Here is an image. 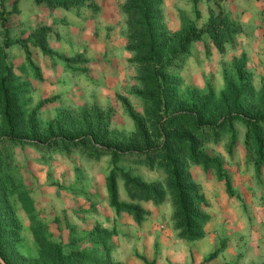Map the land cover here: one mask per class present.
<instances>
[{
  "label": "rangeland",
  "instance_id": "obj_1",
  "mask_svg": "<svg viewBox=\"0 0 264 264\" xmlns=\"http://www.w3.org/2000/svg\"><path fill=\"white\" fill-rule=\"evenodd\" d=\"M189 2L178 14L173 9L175 19L167 21L161 0L162 23L168 33L179 31L189 21L203 29L211 17L217 24L215 36L222 51L205 33L190 43L188 56L178 61V70L171 76L178 82V102L209 91L217 100L224 81H236L238 68L248 77L254 93L260 90L264 76L261 84L253 80L256 71L249 68L250 56L235 38V26L221 15L220 1L213 0V7L207 8L205 23L198 20V0ZM124 4L125 0H79L60 7L36 5L33 0H0V46L6 45L2 59L11 69L14 85L22 89L24 111H36L35 139L6 144L1 158L3 173L17 185L8 199L20 230L8 256L22 262L36 258L39 248L32 228L40 225L44 237L66 255L88 254L99 259L105 245L110 258L120 264H264V228L257 223L255 209L260 203L256 193L264 198L263 163L257 164L255 144L244 143L246 128L238 120L224 122L205 138L193 134L194 151L210 160L207 166L195 164L187 155L182 157L183 172L202 195L203 204L198 207L206 217L201 237L193 241L178 238L166 170L160 165L164 161H144L129 154L112 161L97 143L74 147L62 139L49 145L57 141L50 136L52 123L66 112L91 120L97 116L109 134L128 141L135 128L121 98L151 130L144 103L136 96L143 87L138 81L139 67L130 61L134 52L126 49L130 29ZM175 108L179 105L161 113L159 135H151L152 145L158 146L167 132L190 133L187 125L172 128L163 123ZM114 167L148 186L158 185L164 195L160 204L130 201L120 174L115 172L118 201L138 205L143 212L139 222L109 205L106 177ZM18 192L30 202L24 197L26 202L18 200ZM144 223L147 230H141ZM102 230L110 235H99ZM119 246H124L120 256L115 250Z\"/></svg>",
  "mask_w": 264,
  "mask_h": 264
},
{
  "label": "trees",
  "instance_id": "obj_2",
  "mask_svg": "<svg viewBox=\"0 0 264 264\" xmlns=\"http://www.w3.org/2000/svg\"><path fill=\"white\" fill-rule=\"evenodd\" d=\"M78 1L33 0L36 5L60 7H68ZM160 5L161 0H125L123 6L130 29L128 36L130 44L126 49L134 52L130 61L138 65V81L143 87L136 92V96L144 103L151 130L147 127L146 120L133 112L126 100L121 98L135 128V132L128 141L118 140L114 133L109 134L107 126L101 123L97 116L91 120L78 113L66 112L52 123L51 128L54 131H50V136L55 137L57 141H52L49 145L62 139L74 147L84 143H90L91 146L97 143L100 144L101 151L109 155L112 161L125 157L127 154L144 161H164L160 165L166 170L165 183L170 194L173 209L172 221L178 231V238L193 241L201 237V226L206 217L198 207L199 204H203L202 195L183 172L182 157L187 155V158L195 164L207 166L210 160L194 151L193 134L205 138L208 132L215 133L224 122L238 120L246 128L244 143L255 144L256 156L259 159L257 164H262L264 162L262 152L264 85L254 93L248 85V77L238 68L235 82L224 79V86L217 100L209 91L202 97L187 96L182 102H178L180 98L177 92L178 82L171 76L178 70V61L188 56L190 43L198 41L205 33L216 44L219 52L222 49L215 36L217 24L211 17L208 18L203 29L196 28L189 21L184 23L179 31L168 33L162 23ZM4 47L6 45L0 46V258L5 264H120L110 258L105 245L102 246L105 253L99 259H92L88 254H63L59 246L44 237L40 225L32 228L33 239L39 248L36 258L22 262L13 261L8 256L10 244L18 240L20 227L11 209L13 203L8 199V196L17 191V185L3 173L1 158L6 144L23 143L26 138L35 139L34 116L36 111L29 114L24 111V103L21 101L22 89L14 85L11 69L2 59ZM22 48L28 55L26 46L22 45ZM42 51L45 52L43 48ZM253 98L256 99L255 102L251 101ZM175 104L179 105V108L171 111L163 119V123L166 127L172 128L182 124L187 125L190 133L186 131L179 134L167 132L158 146L152 145L151 135H159L158 125L162 120L161 113L168 111ZM41 105L42 103H39L38 107ZM32 145L42 146L36 143ZM115 172L120 174L130 201L151 200L155 204L163 202L164 195L158 185L148 186L137 178L128 177L123 171L114 167L106 177V190L109 205L115 212L129 213L133 215L136 222H139L143 215L138 205L118 201ZM225 187L227 193L230 194L227 179H225ZM22 197L29 201L26 195L18 192L16 198L26 202ZM31 219L33 221L34 217L32 216ZM98 234L103 237L110 235L104 230ZM145 264L150 263L145 262Z\"/></svg>",
  "mask_w": 264,
  "mask_h": 264
},
{
  "label": "crops",
  "instance_id": "obj_3",
  "mask_svg": "<svg viewBox=\"0 0 264 264\" xmlns=\"http://www.w3.org/2000/svg\"><path fill=\"white\" fill-rule=\"evenodd\" d=\"M219 10L221 15L230 23L235 26V38L241 42L243 52L250 56L249 68H253V80L255 79L258 84H261V78L264 76V0H219ZM189 0H162V13L164 19L172 21L175 19V14L180 13L182 5H189ZM213 7V0H198V20L200 23H205L208 18V9ZM173 9L176 11L173 12ZM197 20V21H198ZM254 64V65H253ZM260 176L264 178V162ZM243 173V171H242ZM253 175L252 170L248 172V176ZM259 176V177H260ZM260 177V179H261ZM261 182H264L262 179ZM257 202L256 212L258 215V224L264 228V198L260 193H256ZM256 202V203H257ZM252 204V206H255ZM148 224H143L141 230H147ZM149 238L150 235L147 233ZM121 245V244H120ZM152 244H150L151 246ZM261 245V244H258ZM131 247V246H129ZM124 246L116 247L117 255L120 256L121 250ZM139 253V251L137 252ZM124 259V258H123ZM121 258H116L117 261H124Z\"/></svg>",
  "mask_w": 264,
  "mask_h": 264
},
{
  "label": "water",
  "instance_id": "obj_4",
  "mask_svg": "<svg viewBox=\"0 0 264 264\" xmlns=\"http://www.w3.org/2000/svg\"><path fill=\"white\" fill-rule=\"evenodd\" d=\"M0 264H5L3 261H2V259L0 258Z\"/></svg>",
  "mask_w": 264,
  "mask_h": 264
}]
</instances>
